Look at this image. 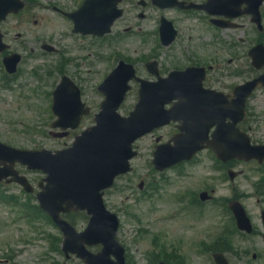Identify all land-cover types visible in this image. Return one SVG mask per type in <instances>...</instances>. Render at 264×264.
<instances>
[{
    "label": "rangeland",
    "instance_id": "1",
    "mask_svg": "<svg viewBox=\"0 0 264 264\" xmlns=\"http://www.w3.org/2000/svg\"><path fill=\"white\" fill-rule=\"evenodd\" d=\"M61 1L65 3L67 8H73L79 0ZM37 13L36 17L28 20L23 17L17 22L8 21L7 28L9 25H18V29L16 27L15 30L7 29V32L11 31L9 40L16 33H20L22 37H27L28 40L35 34L48 35L52 38L56 36L59 45L65 50L63 53L71 59L61 60L57 64H53L52 69L50 60L55 59V56L41 57V53L37 51L33 57H30L28 48L21 47L19 40L16 42L17 45L11 42L14 51L24 53L26 58L23 61L22 73L18 78L9 82L8 86L0 87V141L9 142L20 148H29L37 143L38 135L41 131H45L46 125L48 126L51 121L50 114L44 110L46 97L37 96L39 93L37 88L42 84L45 86V91L51 89L59 77V71H55L58 65L62 64L61 70L65 75L79 81L78 83L84 91L85 101L92 107L93 112L98 111L102 101V97L96 88L118 60L132 61L140 77L151 79L143 64L150 53L139 36H132L115 42L111 39L102 41H95L90 38L79 39L68 32V27L65 26L67 22L43 10H39ZM44 17L48 20H44ZM181 25L185 29L183 22ZM61 31H64V35ZM185 32H189V30L186 28ZM199 34L195 28L194 43L196 46H204L206 42L201 39ZM246 36L251 37L253 35L247 31ZM49 71L51 72L50 76ZM31 74H35L34 79H32ZM16 81L22 83V89H19V83L14 85ZM255 101L256 99L251 102V105H258ZM134 102L133 91L125 103L126 111H121V113L126 115ZM262 119H264V115ZM90 124L91 118L84 122L85 126ZM165 131L169 132L170 129ZM258 136L264 140V131ZM72 138V136H68L62 140H49L46 148L51 150L64 148L71 143ZM136 147L138 156L132 161V172L117 179L114 186L106 191L104 196L107 208L119 217L121 228L117 238L125 247L131 264H152L147 258L146 252H148L152 262L163 258L174 262L181 261L183 264H212L209 254L212 253L213 245L210 241L219 231V224L229 222L220 204L212 202L208 204L206 210L198 212V214L194 211L192 224H187L186 220L162 221L164 212L172 206L171 203L168 205L164 199L170 200L169 194H172L176 188L174 185L179 179H176L173 172H168L166 176L170 181H173V185L163 186L158 176H155L150 170L152 141L149 138H144L136 143ZM197 159L200 163L193 168L195 176L192 177V181L180 180V182L199 187L202 180L200 189H214L215 198L235 195L240 197L239 200L244 204L252 218L254 227L256 230H260V209L263 204L261 201L258 202V197L247 196L253 191L252 181L256 177L253 172V165L237 166L235 164L234 167L237 170H243L252 178V181L248 178L244 180L242 177H237L234 184L231 185L228 180L223 179L224 170L208 152L200 153ZM153 177L157 179V191L150 193L149 197L147 193H139L137 186L140 180L146 179L147 182H150ZM16 189V187H9L11 191ZM138 198L142 199L138 200ZM21 200L25 201L23 198ZM20 209L11 210L8 204L0 202V264H64L58 251L49 250L51 239H44L43 235L39 234L55 236L57 232L54 228L42 220V217H36L33 214L34 211L27 210L33 214V221L26 220ZM199 214L202 216L201 219L197 218ZM31 226H36L38 231L34 232ZM230 242L234 247L237 246L241 250L249 252L247 258L239 260L248 262L254 252H259L261 254L259 259L250 262V264H264V245L260 239V234L256 233L254 236L245 238L234 233ZM221 243L224 246L228 245ZM219 248L222 246L220 245ZM231 259H229L231 263L238 260L237 257ZM65 264L76 263L66 261Z\"/></svg>",
    "mask_w": 264,
    "mask_h": 264
},
{
    "label": "water",
    "instance_id": "2",
    "mask_svg": "<svg viewBox=\"0 0 264 264\" xmlns=\"http://www.w3.org/2000/svg\"><path fill=\"white\" fill-rule=\"evenodd\" d=\"M68 84L64 82L54 93L56 112L63 121L68 118L66 114L71 104H63L64 96L60 91ZM116 86L104 90L107 99L102 105V113L96 119L97 126L85 133L76 142L74 149L62 157L54 168L48 170L51 174L50 200H52V206L81 202L92 213V224H105L106 222L98 191L109 185L115 175L127 170V159L131 157L130 143L151 128L165 123L155 120L152 112H145L148 108L145 97L128 120L118 118L114 111L125 89L117 84ZM144 92L145 90L142 93ZM76 98L77 95L72 98L67 97L66 101ZM153 109L152 104L151 111ZM223 118L224 116H221V119ZM198 149L199 147L195 145L177 146L175 149L163 148L156 154V157L159 160L162 153L167 156L172 154V156L188 157ZM10 154L14 155L10 149L0 151V160L11 159ZM43 197L46 198L48 195L44 194ZM110 224L116 223L110 222ZM69 249L73 251V247Z\"/></svg>",
    "mask_w": 264,
    "mask_h": 264
},
{
    "label": "flooded vegetation",
    "instance_id": "3",
    "mask_svg": "<svg viewBox=\"0 0 264 264\" xmlns=\"http://www.w3.org/2000/svg\"><path fill=\"white\" fill-rule=\"evenodd\" d=\"M125 1H127V0H124L123 3H124ZM168 11H170V12H175L176 10H165V11H163V12L160 11V13H161L162 16H164L163 14H166V12H168ZM166 18H167V17H166ZM142 19H144V15H142ZM168 20H169V19H168ZM170 21L172 22L174 28L178 31V29H177V27H176V25H175L176 22L173 20V18H171Z\"/></svg>",
    "mask_w": 264,
    "mask_h": 264
}]
</instances>
